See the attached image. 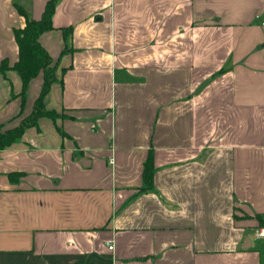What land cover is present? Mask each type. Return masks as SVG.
I'll list each match as a JSON object with an SVG mask.
<instances>
[{"label": "crops", "instance_id": "1", "mask_svg": "<svg viewBox=\"0 0 264 264\" xmlns=\"http://www.w3.org/2000/svg\"><path fill=\"white\" fill-rule=\"evenodd\" d=\"M48 1L0 0L5 129L43 81L19 115L18 8ZM263 20L264 0H57L55 120L0 151V264H264Z\"/></svg>", "mask_w": 264, "mask_h": 264}, {"label": "trees", "instance_id": "2", "mask_svg": "<svg viewBox=\"0 0 264 264\" xmlns=\"http://www.w3.org/2000/svg\"><path fill=\"white\" fill-rule=\"evenodd\" d=\"M56 2L57 0H49L45 5L41 18L37 21L29 18L21 7L18 8L20 14L25 18L24 28L15 30V37L19 48V60L14 68L18 71L22 79V91L20 93L21 110L19 115L22 113L25 104V92L28 90L30 81L35 78L40 71H42L43 74V81L31 113L23 118L19 124L12 129H5V125L0 124V151L18 141L24 130L35 125L39 118L46 117L55 120L56 114L47 111L44 107V98L49 92L51 84L55 80V67H51V58L38 43V37L42 33L52 29L51 16ZM143 166V187L141 191H151L153 190L154 174L151 151H149ZM256 217L259 224H261L259 227H264V225H262L263 220L260 216L257 215Z\"/></svg>", "mask_w": 264, "mask_h": 264}, {"label": "built area", "instance_id": "3", "mask_svg": "<svg viewBox=\"0 0 264 264\" xmlns=\"http://www.w3.org/2000/svg\"><path fill=\"white\" fill-rule=\"evenodd\" d=\"M264 26V20L261 23ZM254 237L256 238H263L264 237V227H259L254 232ZM109 249L112 248V246H108Z\"/></svg>", "mask_w": 264, "mask_h": 264}, {"label": "water", "instance_id": "4", "mask_svg": "<svg viewBox=\"0 0 264 264\" xmlns=\"http://www.w3.org/2000/svg\"><path fill=\"white\" fill-rule=\"evenodd\" d=\"M247 245H249V239L248 238L245 240V244L243 245V248H246Z\"/></svg>", "mask_w": 264, "mask_h": 264}]
</instances>
